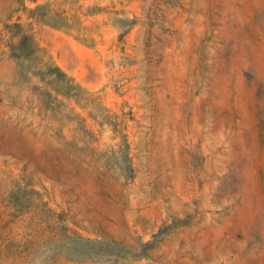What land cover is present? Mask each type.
<instances>
[{
    "label": "rangeland",
    "instance_id": "374dc122",
    "mask_svg": "<svg viewBox=\"0 0 264 264\" xmlns=\"http://www.w3.org/2000/svg\"><path fill=\"white\" fill-rule=\"evenodd\" d=\"M0 264H264V0H0Z\"/></svg>",
    "mask_w": 264,
    "mask_h": 264
}]
</instances>
